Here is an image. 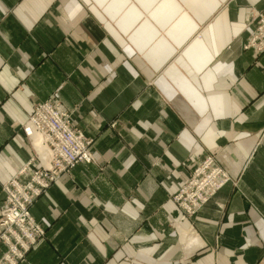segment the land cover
Returning <instances> with one entry per match:
<instances>
[{
    "label": "crops",
    "instance_id": "crops-1",
    "mask_svg": "<svg viewBox=\"0 0 264 264\" xmlns=\"http://www.w3.org/2000/svg\"><path fill=\"white\" fill-rule=\"evenodd\" d=\"M260 14L264 0H0V211L34 155L35 104L53 97L94 139V161L31 208L46 236L20 264H264V52L244 48ZM207 155L230 180L188 218L172 197Z\"/></svg>",
    "mask_w": 264,
    "mask_h": 264
},
{
    "label": "built area",
    "instance_id": "built-area-1",
    "mask_svg": "<svg viewBox=\"0 0 264 264\" xmlns=\"http://www.w3.org/2000/svg\"><path fill=\"white\" fill-rule=\"evenodd\" d=\"M249 40L245 49L264 52L263 14L259 15L255 32ZM23 132L32 138L41 163L37 166L32 159L20 170L21 176H29L27 180L16 175L4 185L7 205L0 212V242L8 250L0 264L25 261L41 237L46 235L44 227L31 213L38 197L78 163L94 161L91 151L94 140L71 125L69 115L53 97L35 104L31 117L23 125ZM229 180L227 172L217 165L215 156L207 155L189 173L173 200L186 215L195 216Z\"/></svg>",
    "mask_w": 264,
    "mask_h": 264
},
{
    "label": "rangeland",
    "instance_id": "rangeland-1",
    "mask_svg": "<svg viewBox=\"0 0 264 264\" xmlns=\"http://www.w3.org/2000/svg\"><path fill=\"white\" fill-rule=\"evenodd\" d=\"M256 25H257V24H256ZM248 41H250V40H248ZM248 41H247V42H248ZM247 42H246V43H247ZM48 99H49V98H48ZM55 100H56V99H55ZM45 101H46V100H45ZM42 102H44V101L38 102L37 104L42 103ZM56 102H58V103L60 104L62 110L65 111V113H66L67 115H69L68 111H66V110L62 107L61 103H60L58 100H56ZM33 111H34V108H33ZM33 111H32V113H33ZM32 113H31V114H32ZM31 114H30V116L28 117L27 121H28L29 118L31 117ZM69 119H70V115H69ZM27 121L24 123V125L27 123ZM70 123H71V125L73 126V124H72V122H71V119H70ZM73 127H74V126H73ZM75 128H77V127H75ZM77 129H79V128H77ZM22 130H23V128H22ZM79 130H80V129H79ZM81 131H82V130H81ZM23 133H24V132H23ZM24 135H25V136L31 141V143H32V145H33V148H34V155H33V156L31 157V159L27 162V164H29V163L32 161V159H34L33 161H35V164H38V163L40 164L41 162H40V160L37 158V156H38V153L36 152V151H37V148L35 147V145H34V143H33V141H32V138H31V137H28L27 134H24ZM86 137H88V136H86ZM89 138H92V137H89ZM92 139H93V138H92ZM93 140H94V139H93ZM93 143H94V142H93ZM92 145H93V144H92ZM91 151H92V146H91ZM92 153H93V151H92ZM93 155H94V154H93ZM46 160H47V162H49V159H46ZM201 162H202V161H201ZM201 162H200V163H201ZM50 163H51V161H50ZM91 163H92V162H91ZM200 163H199V164H200ZM27 164H26V165H27ZM39 164H38L37 166H39ZM48 164H49V163H47L46 165H48ZM199 164H198V165H199ZM196 166H197V165H196ZM196 166H195V167H196ZM195 167H194V168H195ZM22 168H23V167H22ZM22 168H21V169H22ZM73 168H74V167H73ZM73 168H72V169H73ZM194 168H193V169H194ZM21 169H20V170H21ZM72 169H71V170H72ZM20 170H19L18 173L16 174L17 176L19 175V177L21 176V175H20V173H21ZM71 170H70V171H71ZM16 175H15V176H16ZM15 176H13V177H15ZM13 177H12V178H13ZM21 177H22L23 180H27V179H28V178L24 179L23 176H21ZM12 178L8 179L7 181L11 180ZM60 178H61V177H60ZM60 178H59V179H60ZM187 178H188V177H187ZM59 179H58V180H59ZM186 180H187V179H186ZM7 181L3 183V185H2V190H3V188H4V185L7 183ZM55 183H56V182H55ZM55 183H53L52 185H54ZM182 185H183V184H182ZM47 190H48V189H47ZM47 190H46V191H47ZM46 191H44V192L42 193V195H43ZM42 195H41V196H42ZM41 196H40V197H41ZM173 196H174V195H173ZM4 197H5V194H4ZM40 197H38V199H39ZM172 198H173V197H172ZM5 199H6V197L4 198V200H5ZM38 199H37V200H38ZM36 202H37V201H36ZM36 202H35V203H36ZM35 203H33V205H34ZM6 205H7V203H6V200H5V203H4L3 208L1 209V211H4V210L6 209ZM177 206H178V205H177ZM32 207H33V206H32ZM32 207H31V208H32ZM178 208H179V207H178ZM179 209H180V208H179ZM180 210H181V209H180ZM1 211H0V212H1ZM181 211H182V210H181ZM31 213H32V211H31ZM182 213L185 215V217H188V218H194L198 212L195 214V216H192V215H191V216L186 215L183 211H182ZM32 215H33V214H32ZM33 217H34V215H33ZM34 218H35V217H34ZM35 219H36V218H35ZM36 220H37V219H36ZM37 221H38V220H37ZM38 222H39V221H38ZM40 224H41V223H40ZM41 225H42V224H41ZM42 226H43V225H42ZM43 227H44V226H43ZM44 229L46 230L45 227H44ZM45 236H46V235H45ZM45 236L41 237V239H43ZM41 239H40V240H41ZM40 240H39V241H40ZM39 241H38V242H39ZM7 250H8V249H7V247H6V251H5V253L3 254L2 258L0 259V261L4 258L5 254L7 253Z\"/></svg>",
    "mask_w": 264,
    "mask_h": 264
},
{
    "label": "bare ground",
    "instance_id": "bare-ground-1",
    "mask_svg": "<svg viewBox=\"0 0 264 264\" xmlns=\"http://www.w3.org/2000/svg\"><path fill=\"white\" fill-rule=\"evenodd\" d=\"M205 205V204H204Z\"/></svg>",
    "mask_w": 264,
    "mask_h": 264
}]
</instances>
